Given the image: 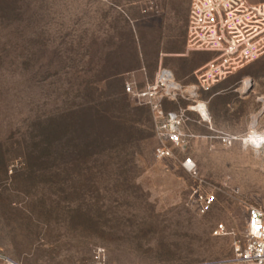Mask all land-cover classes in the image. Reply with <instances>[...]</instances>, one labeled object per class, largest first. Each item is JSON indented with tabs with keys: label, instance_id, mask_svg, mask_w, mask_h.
<instances>
[{
	"label": "rangeland",
	"instance_id": "rangeland-1",
	"mask_svg": "<svg viewBox=\"0 0 264 264\" xmlns=\"http://www.w3.org/2000/svg\"><path fill=\"white\" fill-rule=\"evenodd\" d=\"M166 4L0 0V150L9 159L0 254L20 264H246L233 261L234 244L246 240L248 208L264 209V144L245 139L264 134V55L210 97L219 103L208 109L211 126L233 124L232 114L218 115L238 108L251 110V127L231 145L191 139L201 182L179 159L156 158L150 110L121 87L134 53L151 59L181 42L168 25L161 45ZM14 5L19 13L7 17ZM54 123L62 128L55 158L34 149ZM196 187L216 198L203 214ZM219 224L226 232L215 235Z\"/></svg>",
	"mask_w": 264,
	"mask_h": 264
},
{
	"label": "built area",
	"instance_id": "built-area-1",
	"mask_svg": "<svg viewBox=\"0 0 264 264\" xmlns=\"http://www.w3.org/2000/svg\"><path fill=\"white\" fill-rule=\"evenodd\" d=\"M187 1L190 4L188 49L212 52L215 54L214 57L198 70L194 83L184 84L176 79L171 69L160 66L152 80L140 86L135 77H131L125 82L124 89L133 102L150 109L157 141L154 148L156 158L179 159L183 168L194 178L199 179L198 164L188 153L191 139L198 135L187 131L186 124L189 122L207 124L212 133L204 137L219 140L224 145H231L234 140L243 138L241 135L211 126L210 118L208 119L200 109H208V101L204 99V94L212 92L217 83L264 54V1L256 3L248 0ZM168 101L180 104L178 109L166 110L165 103ZM190 112L196 113L197 118H192ZM258 136L262 146L264 134L258 133ZM194 196L198 210L202 214L208 212L216 200L214 193L202 187L194 189ZM246 231L245 242L234 244L233 261L264 264L262 207L248 208ZM225 232L224 224H219L214 229L215 235H222ZM0 264L20 263L0 254ZM95 264L112 263L106 262L104 257H99Z\"/></svg>",
	"mask_w": 264,
	"mask_h": 264
},
{
	"label": "crops",
	"instance_id": "crops-1",
	"mask_svg": "<svg viewBox=\"0 0 264 264\" xmlns=\"http://www.w3.org/2000/svg\"><path fill=\"white\" fill-rule=\"evenodd\" d=\"M166 6H162L161 10L163 14H168L167 17L162 18L163 24H161V45L164 43V35H166V27L168 25H171L170 30H172V35L174 31H177L179 28L180 34V40L181 42L179 44H171V45H162L161 51H156V55L149 59H143L139 56V54L134 53V55L131 57V60L129 62V66L127 69H125L127 78L125 82L131 78L135 77L138 84L142 86L147 80H152L154 78V75L157 71V69L160 66H165L169 69H171L176 77V79L180 82H183L184 84H191L196 82V74L198 70H200L207 62H209L213 57L214 53L212 52H205V51H192L188 49V21H189V10H190V4L187 0H166ZM144 11V10H143ZM152 20H150L152 24L156 25L157 19L152 16ZM152 28H157L153 26ZM156 30V29H154ZM239 70V69H238ZM237 70V71H238ZM236 71V72H237ZM120 76L123 77L125 72L122 70L120 71ZM233 73L231 76H233ZM231 76L224 80L216 87L213 88V93H206L203 95L204 99L208 101V109H210V112L214 114L215 112H212L211 110L213 108L218 107L219 103L215 100L212 103H210V97L216 96L217 93L224 89L216 90L217 87L221 88L222 86H225L228 81H230ZM124 82V84H125ZM244 84V83H243ZM245 84L244 88L245 89ZM240 91V88H239ZM243 91V90H241ZM207 96V97H206ZM180 104L176 102L168 101L165 103V109L166 110H176L178 109ZM221 105V104H220ZM225 107L220 106V109H228L229 104L224 103ZM223 105V106H224ZM208 109L206 110L207 118H210V114ZM237 109V110H236ZM233 111L225 112L224 114L219 113L218 116H222L225 118H228L233 115L234 118H236L235 122L233 124H227L228 122L225 120L223 123L220 121L217 123V125L213 126L220 128V130H223L221 128H224L225 132H229L231 134L241 135L243 136L251 127V123L249 120L250 115V109L248 112H237L239 109L236 108ZM229 110V109H228ZM192 118H197L195 115L196 113L190 112L189 113ZM215 116H217L215 114ZM187 126H190L191 128L187 127V131L197 134L198 136L195 138H205L204 136L208 135V126L207 124H198L195 122H189L186 124ZM196 126V129L194 130L193 127ZM198 128V130H197ZM200 130V131H199ZM205 130V131H204ZM253 132L252 130H250ZM194 139V138H192Z\"/></svg>",
	"mask_w": 264,
	"mask_h": 264
},
{
	"label": "trees",
	"instance_id": "trees-1",
	"mask_svg": "<svg viewBox=\"0 0 264 264\" xmlns=\"http://www.w3.org/2000/svg\"><path fill=\"white\" fill-rule=\"evenodd\" d=\"M11 8V7H10ZM15 5L14 7H12V9H9L8 12L6 13V16H10V14L12 13L14 16H17V11L15 10ZM264 55V54H263ZM263 55L259 56L258 58H256L255 60L259 59L260 57H262ZM254 60V61H255ZM252 61V62H254ZM250 62V63H252ZM248 63V64H250ZM246 64V65H248ZM245 65V66H246ZM243 66V67H245ZM241 69V68H240ZM120 71H115L114 72V75L112 76L113 78H115V80L117 79H122V77L120 76ZM232 75V74H231ZM231 75H229L227 78H225L224 80H227ZM232 78V76H231ZM230 78V79H231ZM222 80V81H224ZM229 80V79H228ZM220 81V82H222ZM219 82V83H220ZM218 85V83L215 85V87ZM122 87V91H124L125 94H127L125 92V89H124V84L122 83L121 85ZM119 95H120V99H124L123 96H125L123 94V92L121 91H118L117 92ZM210 93H213V92H210ZM128 95V94H127ZM138 106V105H137ZM139 107L143 108V107H146L148 108L147 106H141L139 105ZM149 109V108H148ZM150 110V109H149ZM148 110V111H149ZM151 113V112H150ZM62 131V128L60 127V123H54L53 125H51V129H49L45 135H44V138H43V141L41 142H38L36 144V146H34V149H38L40 150L41 152L43 151V153L45 152V155L47 156H51V157H56V152H58L59 148L61 145L59 144V136H60V133ZM63 147V146H62ZM35 149V150H36ZM39 156V155H38ZM39 158H41L39 156ZM8 166H9V159L2 153V151L0 150V172L2 173V175H7L8 174Z\"/></svg>",
	"mask_w": 264,
	"mask_h": 264
},
{
	"label": "bare ground",
	"instance_id": "bare-ground-1",
	"mask_svg": "<svg viewBox=\"0 0 264 264\" xmlns=\"http://www.w3.org/2000/svg\"><path fill=\"white\" fill-rule=\"evenodd\" d=\"M249 83V81H246L245 82V85H247ZM202 111V113L207 117V113H206V110L205 108H201L200 109ZM246 140H248L250 142V144L254 145V142H258L260 144V137L258 136V134L253 131V132H250L246 137H245Z\"/></svg>",
	"mask_w": 264,
	"mask_h": 264
},
{
	"label": "clouds",
	"instance_id": "clouds-1",
	"mask_svg": "<svg viewBox=\"0 0 264 264\" xmlns=\"http://www.w3.org/2000/svg\"><path fill=\"white\" fill-rule=\"evenodd\" d=\"M254 147L259 148L260 144L258 142H254Z\"/></svg>",
	"mask_w": 264,
	"mask_h": 264
}]
</instances>
